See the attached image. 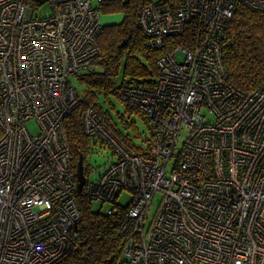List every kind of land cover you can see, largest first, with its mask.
<instances>
[{
	"label": "built area",
	"instance_id": "1",
	"mask_svg": "<svg viewBox=\"0 0 264 264\" xmlns=\"http://www.w3.org/2000/svg\"><path fill=\"white\" fill-rule=\"evenodd\" d=\"M108 1L0 0V264L63 262L84 238L82 191L122 220L116 264H264V85H230L221 43L238 8L264 13V0L143 8L160 76L118 96L144 115L151 141L134 150L106 114L86 108L84 134L115 160L79 191L64 121L84 101L72 80L100 57ZM123 192L127 205L117 202Z\"/></svg>",
	"mask_w": 264,
	"mask_h": 264
},
{
	"label": "trees",
	"instance_id": "2",
	"mask_svg": "<svg viewBox=\"0 0 264 264\" xmlns=\"http://www.w3.org/2000/svg\"><path fill=\"white\" fill-rule=\"evenodd\" d=\"M180 0H114L101 3L100 9L104 13L121 11L123 19L118 24L103 25L99 34L98 45L100 57L93 68L86 71L80 81L91 91L89 99H84L66 119L65 129L71 148L74 178L79 157L83 164L88 155L90 145L93 144L83 128L82 117L86 108L95 109L109 118L108 112H103L100 106L94 103L97 95L114 94L119 97L125 86H141L152 89L160 76L156 60L160 52L152 51L145 46L147 36L143 34L140 15L143 8L150 3L172 4L176 6ZM190 35H188L189 37ZM226 39L222 43V55L227 69V82L238 91L251 92L264 85V13L252 12L240 6L235 12L226 30ZM173 39L172 43H187V38ZM171 40V39H169ZM128 111L141 115L150 128L144 115L133 108ZM126 144L138 151L132 142L123 136ZM89 166H84V174L89 178ZM103 173L99 174V177ZM96 178V179H99ZM95 179V180H96ZM94 181V180H93ZM85 191L75 194L77 206L81 215V226L84 238L78 240L75 249L60 264H116L124 247L120 235L121 219L95 210V202L90 200Z\"/></svg>",
	"mask_w": 264,
	"mask_h": 264
},
{
	"label": "rangeland",
	"instance_id": "3",
	"mask_svg": "<svg viewBox=\"0 0 264 264\" xmlns=\"http://www.w3.org/2000/svg\"><path fill=\"white\" fill-rule=\"evenodd\" d=\"M158 1V0H155ZM93 6H98L96 1H93ZM49 6L45 5L42 8V11H48ZM100 18L102 25H112L118 24L123 19V13L121 11L114 12H103L100 10ZM179 60H182V57L178 56ZM95 68L96 70H101L102 68L98 65H93L90 71ZM73 85L84 99H89L91 96L90 89L87 88L84 83H82L78 79L72 80ZM100 106L103 112H108L110 118L114 125L117 127L118 132L121 135L127 137L129 141L132 142L139 152L143 153L148 146V142L151 141V132L149 131V126L147 122L142 119L141 115L136 112H129L128 108H126V104L120 97L115 96L114 94L106 95L99 94L97 95V100L94 102ZM204 113H206L204 111ZM209 120H213V117L208 115ZM28 124V129L30 130L32 135L37 134L38 126L34 121H31ZM88 155H86V159L84 162V166H89L88 175L91 181L95 180L99 177V174L103 173L104 168H106L112 161L115 160L113 155V151L109 148L102 147L100 143L91 144ZM161 201V196L158 195L155 198L154 206L150 212V216L154 215L156 209L158 207V203ZM117 202L122 205H127L130 202V195L128 193L123 192V194L118 198ZM112 204L106 203L101 205V203L95 202L93 205L95 210H99L102 206V213H105L108 209H110Z\"/></svg>",
	"mask_w": 264,
	"mask_h": 264
},
{
	"label": "water",
	"instance_id": "4",
	"mask_svg": "<svg viewBox=\"0 0 264 264\" xmlns=\"http://www.w3.org/2000/svg\"><path fill=\"white\" fill-rule=\"evenodd\" d=\"M84 164H83V158L82 156L79 157V161L77 163V168H76V177H77V183H78V190L82 191L83 187L85 185L84 182H86L85 175H84Z\"/></svg>",
	"mask_w": 264,
	"mask_h": 264
},
{
	"label": "bare ground",
	"instance_id": "5",
	"mask_svg": "<svg viewBox=\"0 0 264 264\" xmlns=\"http://www.w3.org/2000/svg\"><path fill=\"white\" fill-rule=\"evenodd\" d=\"M250 10V9H249Z\"/></svg>",
	"mask_w": 264,
	"mask_h": 264
}]
</instances>
